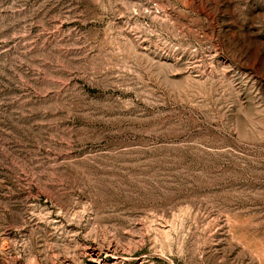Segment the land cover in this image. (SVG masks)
Here are the masks:
<instances>
[{"label":"rangeland","instance_id":"obj_1","mask_svg":"<svg viewBox=\"0 0 264 264\" xmlns=\"http://www.w3.org/2000/svg\"><path fill=\"white\" fill-rule=\"evenodd\" d=\"M0 264H264V0H0Z\"/></svg>","mask_w":264,"mask_h":264}]
</instances>
